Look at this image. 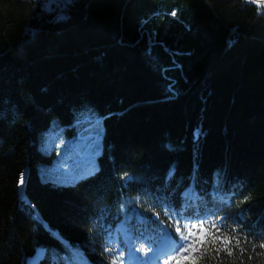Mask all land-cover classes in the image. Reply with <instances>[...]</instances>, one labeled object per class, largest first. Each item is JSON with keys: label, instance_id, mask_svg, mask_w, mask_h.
<instances>
[{"label": "trees", "instance_id": "trees-1", "mask_svg": "<svg viewBox=\"0 0 264 264\" xmlns=\"http://www.w3.org/2000/svg\"><path fill=\"white\" fill-rule=\"evenodd\" d=\"M201 220L197 264H264V4L0 0V264H177Z\"/></svg>", "mask_w": 264, "mask_h": 264}, {"label": "snow or ice", "instance_id": "snow-or-ice-1", "mask_svg": "<svg viewBox=\"0 0 264 264\" xmlns=\"http://www.w3.org/2000/svg\"><path fill=\"white\" fill-rule=\"evenodd\" d=\"M256 2L264 4V0H256ZM173 16L176 15L175 12L172 13ZM25 183L24 176L21 174L19 178V185L23 186ZM177 220H179V216L176 217ZM191 219V218H189ZM194 229H197L194 231ZM208 230L204 228V223L203 220L197 225V224H192L191 227L187 229L188 235H184L181 231V227L177 226L176 227V232L180 233V239L176 242L177 247L174 250V255L173 259L176 258L178 255L182 259L177 260V264H183V260H190L191 264H197V261L200 259V257H197L196 259H192V253L200 251L201 248L204 249L203 252H201V256L204 255L205 252H208L209 249L207 247V243H210L213 247V251L216 253H219L221 251H226L228 256H232L233 252L229 248V245L233 243L231 239H229L226 236H218V235H213L210 241L205 240L204 233L207 232ZM218 231V230H217ZM211 235V233H209ZM216 245H219V247H215ZM199 246V247H198ZM240 246V241L236 240L235 242V247ZM262 248H264V244L260 245ZM143 251V249H140ZM108 251H111L109 248ZM241 252H243V249H241ZM185 253H189L188 256H185Z\"/></svg>", "mask_w": 264, "mask_h": 264}, {"label": "rangeland", "instance_id": "rangeland-1", "mask_svg": "<svg viewBox=\"0 0 264 264\" xmlns=\"http://www.w3.org/2000/svg\"><path fill=\"white\" fill-rule=\"evenodd\" d=\"M96 145H99V144L96 143ZM91 154H92V151H91ZM83 157H84L83 158L84 159V165H86V166L83 167V168H80V170L87 171V172L82 173V175L83 174H86L88 172L89 173L90 172H93L94 171V168L96 167V158L94 156H91L90 155V152H86ZM77 176H79V172L78 171H77V173H75V174H73L71 176V179L75 180L77 178ZM116 240L117 241H121L122 240V241L128 242V235H127V232H126V230H125V228L123 226H120L117 229V232H116ZM165 246H167V249L166 250H168V248L171 247V243H169V244H167ZM37 263H38V259L35 261L34 264H37ZM29 264H31V261L29 262Z\"/></svg>", "mask_w": 264, "mask_h": 264}, {"label": "bare ground", "instance_id": "bare-ground-1", "mask_svg": "<svg viewBox=\"0 0 264 264\" xmlns=\"http://www.w3.org/2000/svg\"><path fill=\"white\" fill-rule=\"evenodd\" d=\"M43 255H44V252H43V250H39L38 252H37V254L30 260L31 261V264H34L35 263V261L38 259V263H39V261L42 259V257H43ZM29 261V262H30ZM37 263V264H38ZM29 264V263H28Z\"/></svg>", "mask_w": 264, "mask_h": 264}]
</instances>
